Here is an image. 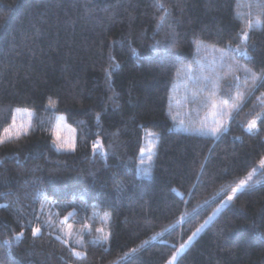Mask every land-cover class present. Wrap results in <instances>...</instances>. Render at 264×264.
<instances>
[{"label": "trees", "instance_id": "obj_1", "mask_svg": "<svg viewBox=\"0 0 264 264\" xmlns=\"http://www.w3.org/2000/svg\"><path fill=\"white\" fill-rule=\"evenodd\" d=\"M219 49L264 73V0H0V133L16 109L34 112L27 135L0 144V264H166L253 169L174 264H264V123L244 130L264 84L248 95L243 72L239 87L220 79L218 100L244 92L242 110L218 136L195 131L213 119L201 88L224 76ZM58 115L74 151L53 147ZM56 227L82 231L84 257Z\"/></svg>", "mask_w": 264, "mask_h": 264}, {"label": "snow or ice", "instance_id": "obj_2", "mask_svg": "<svg viewBox=\"0 0 264 264\" xmlns=\"http://www.w3.org/2000/svg\"><path fill=\"white\" fill-rule=\"evenodd\" d=\"M160 7H163L161 4ZM167 11V9H165ZM163 19V17H161ZM257 24L260 23L259 20L256 21ZM252 28V22L250 21L246 27L244 28L243 32L240 35L241 43L246 44L248 37H249V30ZM218 51L221 52V60L222 64L221 67L225 68L226 71L224 72L223 77H219L218 73H213V75L210 76H204L203 79V87L201 88V92L205 94L206 101L210 104V107L212 109L211 116L213 119L210 123L203 122L200 128L195 129L198 133L211 135L213 137L220 135L228 128V121L235 118V116L239 115L240 111L242 110V105L246 99L244 92H237L235 96L231 97L229 99H219L217 98V94L220 90V79H227L229 76H232L234 80L236 81V86L239 87V81L240 77L236 75L237 72H243L244 73V84L248 89V95H251L253 91L256 89L257 84H264V73L257 74L256 72L252 71L250 68L243 67L239 64L233 63V64H224L223 60L227 55L226 49H219ZM235 52L240 53V48L237 47L234 49ZM242 55L247 56L248 53L245 50ZM188 71H191L189 68ZM262 97H264V93L261 94ZM259 99V98H258ZM260 103L264 105V99L260 100ZM50 107H55V101L50 100L49 101ZM17 112L20 110L17 109ZM28 119L18 123L16 116L13 115L12 117V123L3 129V132L0 133V144H3L5 141L13 140V139H19L23 135H27L29 132V128L31 127V113L27 112L25 110ZM61 122L62 118L57 121V124L55 128L53 129V135L55 139L53 140V143L56 145L58 150L63 151H74L76 148V143L73 137H69L67 135L61 136ZM258 122L264 123V111L257 113L253 118L249 119L244 126V130L248 133H255L258 129ZM64 128H67V125H64ZM74 131V130H73ZM147 136H153L154 133L147 132ZM155 145H150L147 149L148 152H152ZM93 151H97L101 149V145L99 141H96L92 145ZM145 150L142 148L141 153H143ZM149 160L152 159L151 155L148 157ZM143 163V161H141ZM259 167L261 169H264V156H262L258 161ZM255 172V169L247 173V176L244 179L239 180L238 183L235 184L234 187L231 189V194L227 196L228 201H232L233 197L240 191L244 190L245 188L249 187V182L253 179V174ZM67 219V218H65ZM105 224L108 223L107 217L104 218ZM47 223V222H46ZM207 221H205V224ZM204 227V224H202L199 228H197L192 235L188 237V241H185L183 244L180 245V247L174 252L170 259L166 261V264H174L176 260V254L180 252L184 247L185 244H187L189 241L192 240V238L200 232L201 228ZM85 229H87V225H85ZM96 231L100 233L99 236L95 238L94 243L96 244H106L109 242L110 239V232L105 231L104 228H97ZM41 233V227L37 225L36 227L32 228V236L36 237ZM65 236L70 235V232L65 233ZM23 236V233L18 234L16 237L17 239L19 237ZM58 240H62V243L67 245L69 243V240L64 238L62 239L61 236H57ZM5 243H8L5 241ZM75 244L83 246V239H76L74 241ZM138 249L133 248L131 250V253H125V257L129 256L130 254H134L137 252ZM72 254L77 258H82L85 256V253L83 251H78L75 247L72 248Z\"/></svg>", "mask_w": 264, "mask_h": 264}, {"label": "rangeland", "instance_id": "obj_3", "mask_svg": "<svg viewBox=\"0 0 264 264\" xmlns=\"http://www.w3.org/2000/svg\"><path fill=\"white\" fill-rule=\"evenodd\" d=\"M17 110V109H16ZM14 111V114L13 115H15L16 116V119H17V122L18 123H20V122H23V121H25V120H27L28 119V117H27V114H26V112H25V110H27V109H19L20 111L19 112H17V111ZM27 112H30L32 115H31V123H32V119H33V117H34V112L32 111V110H27ZM62 118V122H61V136H64V135H67V136H69L70 138L71 137H73V135H74V139H75V143H76V137H77V133H76V130L75 129H73L72 127H70L68 124H67V122H66V120H65V117L63 116V115H58V116H56V119H55V125H54V128H55V126H56V124H57V121L58 120H60ZM64 125H67V128L65 129L64 128ZM30 129V128H29ZM74 130V131H73ZM54 139H55V137H54ZM144 143H145V146H144V152L143 153H141V158H140V167H142V166H144V165H146L147 163H148V161H149V159H148V157H149V155H151V153L150 152H148L147 151V149L149 148V146L150 145H152L153 144V141H152V139H146L145 138V141H144ZM154 144H155V141H154ZM53 147H54V149L56 150V151H63V150H58L57 149V147H56V145L53 143ZM66 152H68V151H66ZM141 161H143V163L141 162ZM147 175H149V173L147 172V174H146V176ZM229 202L230 201H228L227 199L220 205V207L216 210V212L209 218V220H208V222L204 225V227L203 228H201V230H203L218 214H219V212L227 205V204H229ZM200 230V231H201ZM53 232L55 233V235L56 236H61L62 237V239H64V238H66V239H68L69 240V243H68V245H71V246H73V247H75V248H80L81 247V245H77V244H75L74 243V241L76 240V239H84L83 238V236H82V231L81 230H76V229H74L73 227L72 228H65V229H63V228H61L60 227V229L59 230H57V227L55 228V230H53ZM68 232H70V235H68V236H65L64 234L65 233H68ZM200 233V232H199ZM199 233H197L196 234V236L197 235H199Z\"/></svg>", "mask_w": 264, "mask_h": 264}]
</instances>
